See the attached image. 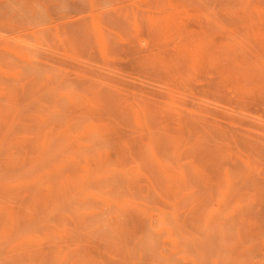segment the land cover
<instances>
[{
	"label": "rangeland",
	"instance_id": "rangeland-1",
	"mask_svg": "<svg viewBox=\"0 0 264 264\" xmlns=\"http://www.w3.org/2000/svg\"><path fill=\"white\" fill-rule=\"evenodd\" d=\"M0 264H264V0H0Z\"/></svg>",
	"mask_w": 264,
	"mask_h": 264
}]
</instances>
